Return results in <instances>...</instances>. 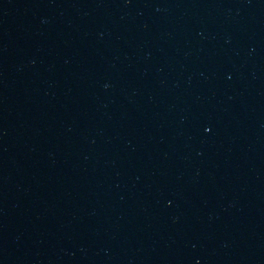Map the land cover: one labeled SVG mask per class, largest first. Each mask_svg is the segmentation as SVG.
<instances>
[{
    "label": "water",
    "instance_id": "water-1",
    "mask_svg": "<svg viewBox=\"0 0 264 264\" xmlns=\"http://www.w3.org/2000/svg\"><path fill=\"white\" fill-rule=\"evenodd\" d=\"M0 264H264V0H0Z\"/></svg>",
    "mask_w": 264,
    "mask_h": 264
}]
</instances>
